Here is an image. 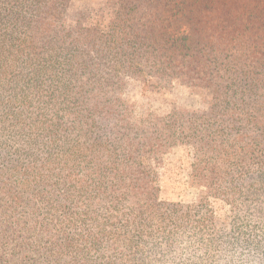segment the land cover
I'll list each match as a JSON object with an SVG mask.
<instances>
[{
	"label": "trees",
	"instance_id": "obj_1",
	"mask_svg": "<svg viewBox=\"0 0 264 264\" xmlns=\"http://www.w3.org/2000/svg\"><path fill=\"white\" fill-rule=\"evenodd\" d=\"M66 1L0 0V164L22 176L0 188V261L264 264V214L245 204L264 183V0H118L105 27L70 31ZM141 66L205 108L135 113L122 96ZM175 148L193 204L159 200ZM24 200L34 217L13 215ZM210 200L231 207L228 225Z\"/></svg>",
	"mask_w": 264,
	"mask_h": 264
},
{
	"label": "rangeland",
	"instance_id": "obj_2",
	"mask_svg": "<svg viewBox=\"0 0 264 264\" xmlns=\"http://www.w3.org/2000/svg\"><path fill=\"white\" fill-rule=\"evenodd\" d=\"M161 7L164 10H169V0H162ZM160 5V3H159ZM12 14V13H11ZM119 15L118 0H67L63 2L61 8V23L64 27H67V31L75 30L77 27L88 29L96 25L105 27L108 23L113 21ZM152 27L151 25H148ZM103 27V28H104ZM109 27V26H108ZM152 29V28H151ZM166 29V36L168 35L173 40L188 35L189 29L182 28L178 32L168 31ZM151 31V30H150ZM153 32L158 35L156 29ZM117 33L115 29V34ZM172 33V34H171ZM59 50L56 49V53L53 54V59L61 58ZM120 72V73H119ZM133 72V71H132ZM125 69H119L117 74H132ZM152 70L144 66L140 67V74L138 80L127 79L126 88L123 93V98L131 105L136 107L135 113L139 112V109L143 112H150L158 116H164L177 112L180 110H186L188 112H199L205 108L204 100L195 95L192 90L180 86L177 84L169 85L165 83L163 78H157ZM28 73V69L23 70V67L17 66L11 70L12 75L25 77ZM134 76V75H133ZM121 77V76H120ZM29 92L31 91L28 89ZM203 100V101H202ZM181 121V120H179ZM20 143L16 142L13 149H17ZM163 167L158 171L159 179L158 186L160 188L159 200L170 204H193L200 195V190L194 187L190 180V157L185 148H175L170 150L169 154L164 157ZM42 163H40L41 166ZM41 168V167H40ZM11 165L8 162L1 161L0 164V188L4 186L12 185L16 178L22 176L16 175L14 171H11ZM258 191L250 193L249 198L245 204L248 206L252 204L256 209H259L260 214H264V183L258 184ZM25 206V209H19L14 216H25V218L34 217L39 211L37 200H24L21 203ZM210 206L214 210L215 216L222 222L226 221L227 225L232 219L231 207L222 202V200H210ZM255 209V210H256ZM35 210L33 213L32 211ZM254 212V214H257ZM259 215V214H257ZM262 216V215H261ZM16 234H21L20 232ZM11 236V233H9ZM5 244L3 240H0V247ZM5 247V246H4ZM14 259L17 256L13 257ZM12 259V258H11ZM16 260V259H15ZM20 264H33V261H28ZM17 261L11 262L8 258L0 261V264H18Z\"/></svg>",
	"mask_w": 264,
	"mask_h": 264
}]
</instances>
